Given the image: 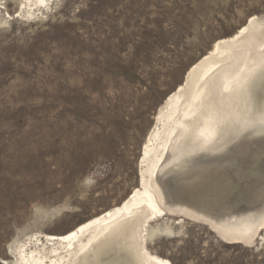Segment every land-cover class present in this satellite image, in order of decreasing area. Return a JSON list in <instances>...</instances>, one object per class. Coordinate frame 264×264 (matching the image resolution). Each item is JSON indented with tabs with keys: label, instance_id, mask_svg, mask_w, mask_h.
<instances>
[{
	"label": "rangeland",
	"instance_id": "rangeland-1",
	"mask_svg": "<svg viewBox=\"0 0 264 264\" xmlns=\"http://www.w3.org/2000/svg\"><path fill=\"white\" fill-rule=\"evenodd\" d=\"M4 2L0 264L21 240L64 234L120 205L138 186L159 107L189 68L250 18L264 21V0H56L35 17ZM255 137L159 173L166 204L216 221L262 212L264 135ZM167 221H180L174 237L148 240V250L171 264H264V232L244 246L177 216L153 226ZM115 252L98 264H123Z\"/></svg>",
	"mask_w": 264,
	"mask_h": 264
},
{
	"label": "bare ground",
	"instance_id": "bare-ground-1",
	"mask_svg": "<svg viewBox=\"0 0 264 264\" xmlns=\"http://www.w3.org/2000/svg\"><path fill=\"white\" fill-rule=\"evenodd\" d=\"M0 1L2 9L5 2ZM15 1L17 15L23 17L45 15L56 2ZM261 135L264 21L252 17L234 35L215 42L159 107L154 127L140 150L137 188L120 205L64 234L37 233L11 245L9 255L14 260L6 264H98L101 257L115 251L124 254L120 256L123 264H171L148 250V240L174 237L171 225L180 221L153 226L165 216L201 223L226 243L253 244L264 232V210L255 215L212 220L187 207L167 205L156 177L167 168L186 165L196 156L217 158L245 136ZM217 172L215 175L220 174Z\"/></svg>",
	"mask_w": 264,
	"mask_h": 264
},
{
	"label": "snow or ice",
	"instance_id": "snow-or-ice-1",
	"mask_svg": "<svg viewBox=\"0 0 264 264\" xmlns=\"http://www.w3.org/2000/svg\"><path fill=\"white\" fill-rule=\"evenodd\" d=\"M164 264H168V262L167 261H164Z\"/></svg>",
	"mask_w": 264,
	"mask_h": 264
},
{
	"label": "trees",
	"instance_id": "trees-1",
	"mask_svg": "<svg viewBox=\"0 0 264 264\" xmlns=\"http://www.w3.org/2000/svg\"><path fill=\"white\" fill-rule=\"evenodd\" d=\"M258 253H259V251H258Z\"/></svg>",
	"mask_w": 264,
	"mask_h": 264
}]
</instances>
